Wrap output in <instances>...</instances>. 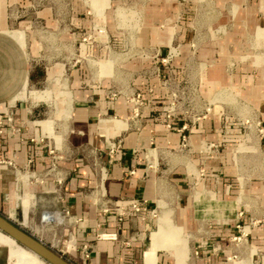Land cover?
Returning <instances> with one entry per match:
<instances>
[{
	"label": "crops",
	"instance_id": "0c3cea01",
	"mask_svg": "<svg viewBox=\"0 0 264 264\" xmlns=\"http://www.w3.org/2000/svg\"><path fill=\"white\" fill-rule=\"evenodd\" d=\"M3 19L2 216L71 264H174L166 251L167 235L160 230L157 244L146 247L156 227L154 212L163 202L170 210V221L181 230L193 221L200 224L187 233L186 264H235L229 247L233 239L238 249L248 241L249 264H264V172L241 182L227 165L230 149L242 138L238 129L224 130L232 123L222 117L224 80L229 78L222 71L229 57L224 51L226 39L206 38L192 50V27L182 23L172 47L168 27L162 45L151 43L155 56L145 65L137 63L145 61L139 54L132 59L135 62L122 67L118 77L98 68L95 78L87 80L74 60L70 69L60 61L40 66L32 59L34 50L27 53L23 31ZM259 19L263 27L254 26V35L264 29V9ZM231 44L240 47L234 40ZM160 47L170 52L171 47L179 48L176 61H215L199 77L201 95L213 100L206 116L193 120L165 114L166 92L159 85L163 77ZM261 74L263 82L246 85L242 94L233 83L225 87L240 92L264 121V70ZM113 77L119 79L113 82ZM42 90H49L52 99L44 94L33 97L31 92ZM262 125L258 143L264 150ZM183 136L187 138L184 145ZM207 143L215 144L212 153L206 152ZM22 199H28V204L21 203ZM132 200L139 203V210L130 208ZM228 203H233L232 215L216 219V205ZM42 211L51 213L48 220L41 219ZM234 222L247 224L239 237L234 235L238 232L232 229ZM207 223H216V229L202 225ZM0 240L8 245L10 239ZM6 257L0 248V264H7Z\"/></svg>",
	"mask_w": 264,
	"mask_h": 264
},
{
	"label": "rangeland",
	"instance_id": "374dc122",
	"mask_svg": "<svg viewBox=\"0 0 264 264\" xmlns=\"http://www.w3.org/2000/svg\"><path fill=\"white\" fill-rule=\"evenodd\" d=\"M262 8L264 0H107V3L106 0H0V19L4 18L7 25L23 31L27 53L34 50L32 59L40 66L46 62L60 61L64 62L65 69H70L74 60L75 66L80 68L81 77L87 80L92 76L95 78L98 68L104 74H109L111 70L112 75L117 74L118 77L122 67L135 62L132 59L139 54L145 61L137 63L145 65L154 55L153 49L156 47L153 48L152 44L164 43L168 27L172 32V47L175 46L174 35L182 23L192 27V50L206 38L226 39L228 45L224 51L229 57L223 61L222 71L229 78L225 77L224 80L222 117L232 123L226 125L224 130L238 129L242 138L230 149L227 165L234 169L235 177L243 182L251 175L264 172V150L259 148L258 143L263 132V116L240 96L246 91V85L257 86L263 82L260 75L264 70V29L261 34L254 35L253 32L254 26L263 27L259 23ZM248 38L251 43L247 41ZM233 40L240 43L239 48L232 47ZM172 47L171 52L167 51L168 47H160L162 59L159 71L163 77L159 85L166 92L165 114L198 120L197 117L206 116L210 111V102L213 101L212 97L205 98L200 93V73L215 61H176L174 59L179 55V48ZM245 75L250 77L246 78ZM112 79L114 82L119 78ZM228 82L238 86L241 94L225 87ZM31 93L35 98L44 94L52 99L49 90ZM214 145L207 143L204 146L208 154L214 151ZM24 202L28 204L29 200L22 199L21 203ZM232 213L233 203L216 205L213 210L216 219H226ZM154 215L156 227L151 229L146 247L157 244L160 230L167 235L166 244L169 247L166 251L172 254L174 264L188 263L187 249L190 245L187 233L198 229L200 224L193 221L182 226L181 230L180 226L170 221V210L165 208L163 202ZM233 224L235 228L232 229L238 230L234 235L239 237L247 224ZM202 225L209 230L217 226L216 223ZM0 237L5 236L0 234ZM209 238L212 237L209 235ZM237 245L236 239L229 242L232 261L236 264L238 260H244L249 264L248 241H244L239 249ZM0 248L6 252L7 264H48L11 240L8 245L0 240Z\"/></svg>",
	"mask_w": 264,
	"mask_h": 264
},
{
	"label": "water",
	"instance_id": "95a60500",
	"mask_svg": "<svg viewBox=\"0 0 264 264\" xmlns=\"http://www.w3.org/2000/svg\"><path fill=\"white\" fill-rule=\"evenodd\" d=\"M0 231L7 234L18 244L28 248L48 264H71L61 255L54 252L48 246L42 244L38 239L32 237L19 226L11 223L0 214Z\"/></svg>",
	"mask_w": 264,
	"mask_h": 264
},
{
	"label": "built area",
	"instance_id": "2783aa9c",
	"mask_svg": "<svg viewBox=\"0 0 264 264\" xmlns=\"http://www.w3.org/2000/svg\"><path fill=\"white\" fill-rule=\"evenodd\" d=\"M135 98L138 99L139 95L136 94ZM197 118H199V117H197ZM6 119H7V121H10V115L9 114H6ZM181 140H182V145H184L185 142L187 141V138L185 136H183ZM6 162L9 164L8 161H6ZM130 208L134 211L139 210V203L134 201V200L130 201ZM50 216H51V213L46 212V211H42L41 219H48ZM112 236H114V235H112Z\"/></svg>",
	"mask_w": 264,
	"mask_h": 264
},
{
	"label": "bare ground",
	"instance_id": "6f19581e",
	"mask_svg": "<svg viewBox=\"0 0 264 264\" xmlns=\"http://www.w3.org/2000/svg\"><path fill=\"white\" fill-rule=\"evenodd\" d=\"M56 213V212H55ZM54 213V214H55ZM53 215V214H52ZM57 214H55V216H56ZM60 218V217H59ZM49 219V218H48ZM47 219V220H48ZM58 219V218H57ZM63 220V219H62ZM46 222V221H45ZM58 222V221H57ZM42 224V223H41ZM59 224V223H58ZM43 225V224H42ZM35 230V229H34ZM39 230H40V228H39ZM45 230V229H44ZM47 232V231H46ZM0 233H2L3 235H5L8 239H10L11 241H13V242H15L16 244H18L16 241H14L11 237H9L7 234H5V233H3V232H1L0 231ZM48 233V232H47ZM41 234H42V232H41ZM43 234H45V233H43ZM52 237V236H51ZM55 242V241H54ZM18 245H20V244H18ZM20 246H22V245H20ZM23 248H25L26 250H28V251H30L32 254H34L36 257H38V258H40L38 255H36L34 252H32L31 250H29L28 248H26V247H24V246H22ZM148 250V249H147ZM146 250V251H147ZM41 259V258H40ZM43 260V259H42ZM44 261V260H43ZM47 263V262H46Z\"/></svg>",
	"mask_w": 264,
	"mask_h": 264
}]
</instances>
